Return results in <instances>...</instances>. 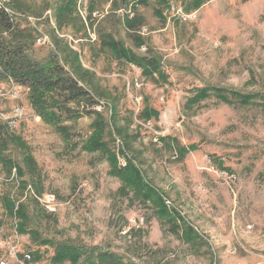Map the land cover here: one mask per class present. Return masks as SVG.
<instances>
[{
    "label": "rangeland",
    "instance_id": "rangeland-1",
    "mask_svg": "<svg viewBox=\"0 0 264 264\" xmlns=\"http://www.w3.org/2000/svg\"><path fill=\"white\" fill-rule=\"evenodd\" d=\"M202 1L75 0L60 18L67 0H0L18 29H34L36 61L68 70L78 54L92 98L63 103L48 124L30 90L0 76V264L14 246L27 264H75L53 261L61 245L122 264H264V105L211 92L189 103L204 88L264 96V0ZM109 38L159 71L118 60ZM129 164L149 188L126 185Z\"/></svg>",
    "mask_w": 264,
    "mask_h": 264
},
{
    "label": "trees",
    "instance_id": "trees-1",
    "mask_svg": "<svg viewBox=\"0 0 264 264\" xmlns=\"http://www.w3.org/2000/svg\"><path fill=\"white\" fill-rule=\"evenodd\" d=\"M203 2L204 0L201 3ZM201 3L197 4V7H199ZM74 9L75 0H67L66 4L59 10L60 18L61 16L66 17L67 14L72 17ZM13 19V15L8 12L6 7L0 6V76L3 78L10 77L19 86L28 88L31 93V103L35 112L48 124H54L58 121L55 111L58 110L63 103L81 101L92 103L89 92L80 85L81 77L79 75L82 73V70L79 64L78 54L70 51L69 55L73 57L74 62L68 60V65L70 67L68 70L55 61H50L46 64L36 61L33 58V48L36 43L34 29L32 27L18 29ZM138 23V19H135L127 24L130 29H135ZM138 39L139 43H137V46L143 45L144 42L141 41L140 38ZM107 47L110 48L114 57L118 60L127 59L131 63L143 68L146 77H151L154 73L159 71L160 65L156 59L148 57L140 58L132 51L125 49L120 43L114 42L110 38ZM162 79L166 81L167 77L162 75ZM210 92L217 95L221 101L226 103L230 102L231 98L229 97H232L233 100L241 104H251L259 99L264 105V96L260 94L246 96L233 91L228 92L222 89L209 88L198 90L196 97L190 99L189 103L192 105L199 104L202 100L207 99L211 95L209 94ZM103 127L104 124H102V129ZM98 137V135H93L91 138L92 145H95L96 150L100 147V143H96L100 140ZM10 140L15 143L18 142V145L22 143L21 140L16 137H11ZM6 164L14 166L10 160H8ZM127 166L124 168V171L119 172V175L125 178L124 181L126 185L134 187L137 193L145 190V188H149L144 184L145 182L140 177L139 172L136 171L131 164ZM131 174L133 178H130ZM139 186H142V188ZM148 194V198L161 207L163 213L167 214L168 210L166 205L156 190L151 188ZM8 204H10V202H8ZM13 209L10 208L12 212H14ZM17 216L22 221L19 226L20 232L26 233L27 225L30 223L27 209L25 207H20L17 210ZM45 243L47 242H44V244ZM82 258L86 259L87 264H122L121 260L115 255L102 253L96 248L82 249L66 245L58 247L53 261H71L77 264Z\"/></svg>",
    "mask_w": 264,
    "mask_h": 264
},
{
    "label": "built area",
    "instance_id": "built-area-1",
    "mask_svg": "<svg viewBox=\"0 0 264 264\" xmlns=\"http://www.w3.org/2000/svg\"><path fill=\"white\" fill-rule=\"evenodd\" d=\"M156 1V0H154ZM0 5H3L0 2ZM131 13V11L129 12V14ZM133 15V14H132ZM178 16H180L181 18H185V16L180 12L178 13ZM12 118H10V123H9V127L13 128L16 125V122H18L22 117H23V109L21 106H16L13 109V113H12ZM124 166L126 164H123ZM53 199V198H52ZM46 204H51L53 202V200H48L46 201ZM48 206V205H47ZM10 259L11 261H9L8 263L3 262L2 264H27L28 262L31 261V255L29 254H21V251L19 250L18 246H14L13 249H11L10 251Z\"/></svg>",
    "mask_w": 264,
    "mask_h": 264
}]
</instances>
